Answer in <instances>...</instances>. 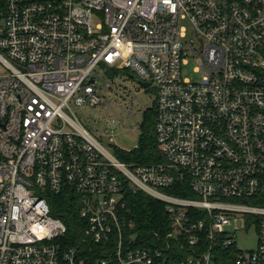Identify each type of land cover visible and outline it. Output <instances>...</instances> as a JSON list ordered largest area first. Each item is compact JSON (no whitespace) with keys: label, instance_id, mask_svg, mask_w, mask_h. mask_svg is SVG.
Instances as JSON below:
<instances>
[{"label":"built area","instance_id":"1","mask_svg":"<svg viewBox=\"0 0 264 264\" xmlns=\"http://www.w3.org/2000/svg\"><path fill=\"white\" fill-rule=\"evenodd\" d=\"M0 64V264H215L233 248L264 264V0H0ZM128 72L158 93L150 163L78 113L110 110ZM62 192L80 201L72 245L49 202ZM129 192L164 203V246L130 232ZM243 227L256 248L237 245Z\"/></svg>","mask_w":264,"mask_h":264},{"label":"trees","instance_id":"2","mask_svg":"<svg viewBox=\"0 0 264 264\" xmlns=\"http://www.w3.org/2000/svg\"><path fill=\"white\" fill-rule=\"evenodd\" d=\"M156 117L157 108L154 101L152 106L144 111L143 119L140 123L141 132L138 146L130 151L120 149L116 152V155L134 163H150V161L161 159L162 155L159 152L156 138ZM126 198L130 209L129 219L133 222L132 228L129 229L130 232L143 237L141 239L143 241L148 240L149 242V240L153 239L150 244L164 246L165 241L152 237L154 233H158L159 237H163L168 230V213H166L164 203L142 192H129ZM49 202H51L52 214L67 224L69 234L73 237L69 245L77 242V238L84 234V225L81 222V216H79L80 201L78 195H74L73 192L51 194ZM143 241L141 244L148 246ZM171 244L172 249L168 252L167 259L171 263H176L183 259L186 250L183 249L182 251L181 243L177 241L173 240ZM84 250L88 251L87 247H84ZM233 250H235V253ZM233 250L216 251L213 259L215 264H234L237 251L236 248H233Z\"/></svg>","mask_w":264,"mask_h":264},{"label":"rangeland","instance_id":"3","mask_svg":"<svg viewBox=\"0 0 264 264\" xmlns=\"http://www.w3.org/2000/svg\"><path fill=\"white\" fill-rule=\"evenodd\" d=\"M183 25L188 29V38H190L189 26L186 21ZM189 63L183 66V77L193 79H200V72L195 71L197 62L194 60L188 61ZM4 71V67L0 64V72ZM101 72V71H100ZM103 78L107 79V75L103 73ZM118 82L115 83L113 90L108 91L112 100V107L110 110L99 109L97 111L91 108L83 109V112H78L80 119L85 125L90 126V121L98 122L100 130L104 131V125L110 128L111 132L100 138L103 145H105L110 152L116 154L120 149H134L139 144L140 137V123L143 119L144 111L152 106L153 102L157 99L158 93L153 85L148 90H143L135 79L134 73L128 72L118 76ZM140 90V91H138ZM139 92V93H138ZM129 111L131 115H129ZM108 113L110 118L120 119L119 123H107L101 120L100 116ZM257 232L254 228L247 230L240 228L237 231L235 241L241 249H254L257 246Z\"/></svg>","mask_w":264,"mask_h":264},{"label":"water","instance_id":"4","mask_svg":"<svg viewBox=\"0 0 264 264\" xmlns=\"http://www.w3.org/2000/svg\"><path fill=\"white\" fill-rule=\"evenodd\" d=\"M142 85L144 86V87H148L149 85H150V82L148 81V82H142Z\"/></svg>","mask_w":264,"mask_h":264},{"label":"flooded vegetation","instance_id":"5","mask_svg":"<svg viewBox=\"0 0 264 264\" xmlns=\"http://www.w3.org/2000/svg\"><path fill=\"white\" fill-rule=\"evenodd\" d=\"M138 82H139V80H137ZM140 83V82H139ZM139 88H141V87H139ZM142 89V88H141ZM138 91H140V90H138ZM139 93V92H138Z\"/></svg>","mask_w":264,"mask_h":264}]
</instances>
